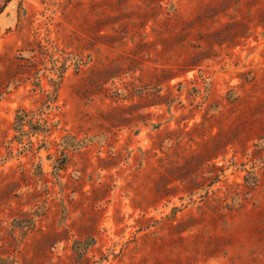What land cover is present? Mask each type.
I'll return each instance as SVG.
<instances>
[{"label": "rangeland", "instance_id": "374dc122", "mask_svg": "<svg viewBox=\"0 0 264 264\" xmlns=\"http://www.w3.org/2000/svg\"><path fill=\"white\" fill-rule=\"evenodd\" d=\"M0 264H264V0H0Z\"/></svg>", "mask_w": 264, "mask_h": 264}]
</instances>
